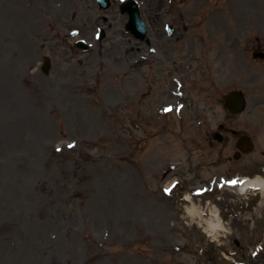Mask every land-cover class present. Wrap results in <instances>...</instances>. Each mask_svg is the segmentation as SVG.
Segmentation results:
<instances>
[{
	"label": "rangeland",
	"instance_id": "374dc122",
	"mask_svg": "<svg viewBox=\"0 0 264 264\" xmlns=\"http://www.w3.org/2000/svg\"><path fill=\"white\" fill-rule=\"evenodd\" d=\"M176 1L166 10L189 28L177 53L197 58L176 100L194 103L158 121L175 86L149 97L143 78L128 76L126 40L88 55L65 43L90 25L92 0H0V264H225L223 231L208 236L162 190L184 172L198 185L221 177L236 149L229 134L230 144L215 139L221 123L247 128L264 149V60L253 58L264 51V0ZM234 89L248 100L236 118L223 107ZM239 226L245 242L264 236L235 221L232 239Z\"/></svg>",
	"mask_w": 264,
	"mask_h": 264
},
{
	"label": "water",
	"instance_id": "95a60500",
	"mask_svg": "<svg viewBox=\"0 0 264 264\" xmlns=\"http://www.w3.org/2000/svg\"><path fill=\"white\" fill-rule=\"evenodd\" d=\"M225 106L231 110L233 114L241 112L245 107V98L242 93L234 91L226 96Z\"/></svg>",
	"mask_w": 264,
	"mask_h": 264
},
{
	"label": "bare ground",
	"instance_id": "6f19581e",
	"mask_svg": "<svg viewBox=\"0 0 264 264\" xmlns=\"http://www.w3.org/2000/svg\"><path fill=\"white\" fill-rule=\"evenodd\" d=\"M256 182L258 183V185H261V186H264V183H262V179L260 177H257L256 179ZM189 200L191 199L190 197H187ZM192 201V200H190ZM188 210L190 211V213H202L198 207H196L195 205L191 206V207H188ZM216 215H217V209L214 210V212ZM215 215V216H216ZM208 221V223L211 225V227L216 230H222V225L220 224V222L216 219V218H211V219H206Z\"/></svg>",
	"mask_w": 264,
	"mask_h": 264
},
{
	"label": "flooded vegetation",
	"instance_id": "af4514ba",
	"mask_svg": "<svg viewBox=\"0 0 264 264\" xmlns=\"http://www.w3.org/2000/svg\"><path fill=\"white\" fill-rule=\"evenodd\" d=\"M229 172H230V171H229ZM229 172H228V173H229ZM241 247H242L243 249H245V247H243V246H241ZM263 258H264V256L262 257V259H263Z\"/></svg>",
	"mask_w": 264,
	"mask_h": 264
}]
</instances>
